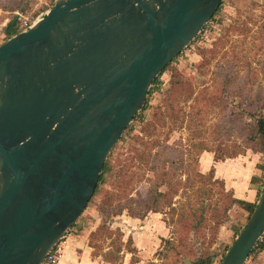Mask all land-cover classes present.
Instances as JSON below:
<instances>
[{
	"label": "water",
	"instance_id": "obj_1",
	"mask_svg": "<svg viewBox=\"0 0 264 264\" xmlns=\"http://www.w3.org/2000/svg\"><path fill=\"white\" fill-rule=\"evenodd\" d=\"M222 0H57L0 46V264H43L92 199L152 83ZM264 236V187L220 264Z\"/></svg>",
	"mask_w": 264,
	"mask_h": 264
},
{
	"label": "rangeland",
	"instance_id": "obj_2",
	"mask_svg": "<svg viewBox=\"0 0 264 264\" xmlns=\"http://www.w3.org/2000/svg\"><path fill=\"white\" fill-rule=\"evenodd\" d=\"M56 1L0 0V46L9 40L5 30L15 18L18 26L24 20L34 24L46 16ZM175 81L181 84L173 86ZM263 117L264 0H224L215 20L161 75L147 108L130 125L132 132L124 135L110 154L115 171L107 176L106 192L119 197L123 195L117 188L116 174L125 168L128 177L124 180L132 179L133 182L127 193L133 199L147 194L148 180L155 178L151 171L155 163L167 158L176 162L174 165L167 163L166 170L173 183L183 184L174 202L180 203L186 219L170 224L168 213H149L144 219L133 218L126 212L111 217L106 227L114 234L104 235L96 241L101 249L91 248L92 261L124 264L126 259L128 263L136 259L138 264H183L184 258L193 254L199 256L204 248H210L217 255L215 264H219L237 233L246 225L248 213L233 205L228 219L217 228L214 242L210 244L213 235L210 227L215 220H211L209 209L205 220H201V213L195 214V210L208 204L211 197L213 202L220 201L219 207L224 201L218 191L220 184L211 186L200 182L196 174L203 173L208 165L203 161L207 153L216 158L223 156V150L241 151L237 158H242L248 166L257 164L258 169L264 166V152L256 151V141L251 133ZM158 155L159 159H156ZM189 177L190 186H184ZM205 188H213L211 196L204 193ZM224 189L229 191L225 185ZM117 199L114 206L121 202ZM204 199L207 200L203 204ZM98 203L96 200L88 204L71 228L65 247L74 239L78 240V250L82 244L89 245L91 234L103 224ZM133 234L138 236L140 247L137 249ZM130 239L133 245L127 249L126 243ZM165 240L175 243L178 248L169 250L167 257L160 259L159 252ZM116 245L123 251L119 254L120 259L108 262L105 255H113Z\"/></svg>",
	"mask_w": 264,
	"mask_h": 264
},
{
	"label": "trees",
	"instance_id": "obj_3",
	"mask_svg": "<svg viewBox=\"0 0 264 264\" xmlns=\"http://www.w3.org/2000/svg\"><path fill=\"white\" fill-rule=\"evenodd\" d=\"M223 2L224 0H222L219 9L214 14L210 22H213L216 16L220 13L222 6H223ZM209 23L207 24V26L209 25ZM207 26H205L202 33L205 31ZM22 31H23V28L21 27L20 24L18 26L17 18H15L13 22L9 23L5 30L7 36L9 37L8 39H10L14 35ZM172 63H170L152 83L147 100L144 106L142 107V109L140 110V112L135 116L134 121L141 115V112H143L147 108L148 103H149V98L153 92V88L159 85V78L170 68ZM178 84H181L180 81L173 82V86H176ZM211 101H214V100L211 99ZM131 132H132V128L131 126H129L127 130L124 132L122 138L124 137V135L130 134ZM251 133H252L253 141H256L255 144H256V148L258 149L256 151L264 152V117L261 120H259L257 124L252 128ZM241 154L242 152L238 150H233V151L223 150V156L221 157L216 156V160L225 161L227 159H235ZM110 157L111 156H109L108 160L106 161L104 165V168L102 170V173L99 179V183L89 203L91 204L95 202L96 200H99L98 211L101 217L103 218V221H102L103 224L98 227L95 233L91 234V239L89 242V245L91 248H93L94 250L101 249L100 245L96 244V241L98 239H102L104 235L111 236L112 234H114V233L108 232L106 223L111 217L120 216L124 212H126L129 216L133 218H137V219H144L149 213H168L171 215V219H169L170 224L171 223L173 224L182 223V219L183 218L186 219V217H184L185 215L182 211V207L180 206V203L178 201L176 203L174 202V197L178 195L179 187L180 185H183V184L182 182L173 183L171 180L172 176L170 175V172L166 170L167 163L170 162L171 165H174L176 164V162L170 161L171 158L169 159L167 158L166 160H163L162 162L155 163L154 166L151 168V171L154 173L155 178H150L148 180V182L150 183V188L148 189L147 194L144 197L140 196L138 199H133L130 195H129L130 196L129 198L128 193H127V191L129 190V187H131V184L133 182H132V179L130 181L124 180L126 179V177H128V171L125 170V168H123L116 174V177H117L116 180H118L116 181L118 182L117 188L123 191V195L119 197V195L118 196L109 195L106 192L105 185L107 183V176H110L115 171ZM156 159H159V155L157 156ZM182 165L183 164L181 163V166ZM259 169L263 171V175L261 177H253L252 179V184L258 185V200L262 192L261 190L264 187V166H259ZM196 176L199 178L200 182L207 183L211 186L220 184V187H221V189H219L218 191L220 193L221 198L224 201L222 203V207H219L220 201L213 202L212 197H211V199L210 198L208 199L209 201L208 204L206 205L204 204V201L207 200V199H204L203 200L204 205L196 207V210H195V214L197 211L201 213L200 214L201 220L207 219L205 214L207 213L208 209L210 210V218L211 220H215L213 227H210L213 233L212 241H210V244H212L218 232L217 228H219V226L222 225L228 219V213L233 205H237L240 209L246 211L248 213L247 219L249 220L254 209L256 208L257 202L252 204L244 200L236 199L234 197L233 192L225 191L224 183L218 179H215L214 170H211L208 174L197 173ZM119 180H122V181L119 182ZM189 181H190V177L187 178L186 182L184 183V186L189 187L190 186L188 185ZM162 188H166L167 190H162ZM204 193L206 195L211 196V194L213 193V188H210V189L205 188ZM171 194L174 196L171 197ZM117 197L118 199L120 198L121 202L125 201L126 199L125 203L122 204L120 202L119 204L114 206L113 203L117 199ZM241 231H239L236 236H238ZM172 235L174 236V232L172 233ZM164 242H165V245L163 249L159 252L160 259L166 258L167 257L166 252H168L169 250L173 251L178 248L177 247L178 245H176L175 243H172L170 240H165ZM131 244H132V241L128 240V242L126 243V248L131 249L129 247L131 246ZM229 248L230 247L227 248L226 252L229 250ZM263 251H264V236L255 246V248L250 254V257L254 256L258 252H263ZM121 252H123L121 247H118V245H116L113 255L112 253L106 254L105 260H107L108 262L118 261L120 259L119 254ZM129 252H132V251H129ZM225 254L226 253L223 254L222 259L225 256ZM109 257H111V259H109ZM216 259H217V255L214 252H211L210 248H204L203 252L199 256H195L193 254L190 257L184 258L183 264H215ZM221 261L219 262V264L221 263ZM138 262L139 261L136 259L135 260L133 259L132 261V263H138ZM147 264H158V263L149 262Z\"/></svg>",
	"mask_w": 264,
	"mask_h": 264
},
{
	"label": "crops",
	"instance_id": "obj_4",
	"mask_svg": "<svg viewBox=\"0 0 264 264\" xmlns=\"http://www.w3.org/2000/svg\"><path fill=\"white\" fill-rule=\"evenodd\" d=\"M204 160L208 165L204 168L203 173L214 170L215 179L222 181L226 189L233 192L236 199L244 200L252 204L257 202L258 185L254 187L252 179L253 177H261L263 175V171L258 169L257 164L248 166L242 162L244 161L242 158L217 161L215 156L211 153H207V156L203 158V161ZM133 237L137 249V247H140L138 244L139 241H137L136 238L138 236L133 234ZM77 243L78 240L76 239L67 243L64 256L60 259L59 264H99L98 261H92V249L87 243L82 244L80 250H78L79 245ZM125 262L124 264H133L130 263L131 261L128 263L127 259ZM248 264H264V251L258 252L252 256L250 260H248Z\"/></svg>",
	"mask_w": 264,
	"mask_h": 264
},
{
	"label": "built area",
	"instance_id": "obj_5",
	"mask_svg": "<svg viewBox=\"0 0 264 264\" xmlns=\"http://www.w3.org/2000/svg\"><path fill=\"white\" fill-rule=\"evenodd\" d=\"M33 24L29 22L28 20H24L22 22L21 27L23 28V31L28 30ZM69 231L66 236L55 246L53 249L48 253L47 257L45 258L43 264H58L60 259L63 257L64 251H65V243L68 239Z\"/></svg>",
	"mask_w": 264,
	"mask_h": 264
}]
</instances>
